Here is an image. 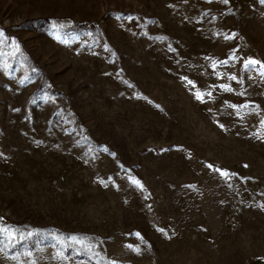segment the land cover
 <instances>
[{
	"label": "rangeland",
	"instance_id": "rangeland-1",
	"mask_svg": "<svg viewBox=\"0 0 264 264\" xmlns=\"http://www.w3.org/2000/svg\"><path fill=\"white\" fill-rule=\"evenodd\" d=\"M262 66L264 0H0V264H264Z\"/></svg>",
	"mask_w": 264,
	"mask_h": 264
},
{
	"label": "trees",
	"instance_id": "trees-1",
	"mask_svg": "<svg viewBox=\"0 0 264 264\" xmlns=\"http://www.w3.org/2000/svg\"><path fill=\"white\" fill-rule=\"evenodd\" d=\"M38 20H43L45 23H47L48 21V18H42V19H38ZM27 23L32 26V21L31 20H28ZM97 25L93 22V21H90V20H79V21H74L72 27L74 29H94ZM39 87L40 88H43V90L45 91H49L50 93H53V94H60L61 92L55 88L54 85L52 84H48L47 86L44 87L43 83L41 82L39 84ZM5 220V218H2ZM11 223H14L13 221H10Z\"/></svg>",
	"mask_w": 264,
	"mask_h": 264
},
{
	"label": "snow or ice",
	"instance_id": "snow-or-ice-1",
	"mask_svg": "<svg viewBox=\"0 0 264 264\" xmlns=\"http://www.w3.org/2000/svg\"><path fill=\"white\" fill-rule=\"evenodd\" d=\"M224 2L227 3V0H224ZM227 38H230V37H227ZM257 63H259V62L254 61V60L248 61V62H246V67H251L252 65H255V64H257ZM262 67H264V66H262ZM197 98H198V99H202L201 94L197 93ZM222 174H223V175H227V173H222ZM137 183H138V182H137ZM137 235H138V234H137Z\"/></svg>",
	"mask_w": 264,
	"mask_h": 264
}]
</instances>
